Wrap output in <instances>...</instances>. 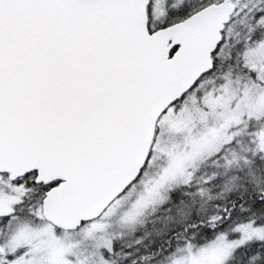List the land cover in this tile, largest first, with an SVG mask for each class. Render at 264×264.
Listing matches in <instances>:
<instances>
[{"label": "snow or ice", "instance_id": "snow-or-ice-1", "mask_svg": "<svg viewBox=\"0 0 264 264\" xmlns=\"http://www.w3.org/2000/svg\"><path fill=\"white\" fill-rule=\"evenodd\" d=\"M0 264H264V0H0Z\"/></svg>", "mask_w": 264, "mask_h": 264}]
</instances>
